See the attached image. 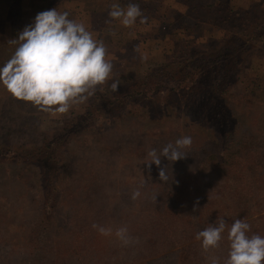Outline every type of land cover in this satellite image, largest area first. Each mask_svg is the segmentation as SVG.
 Wrapping results in <instances>:
<instances>
[{
	"label": "rangeland",
	"instance_id": "1",
	"mask_svg": "<svg viewBox=\"0 0 264 264\" xmlns=\"http://www.w3.org/2000/svg\"><path fill=\"white\" fill-rule=\"evenodd\" d=\"M222 2L0 0V66L15 51L8 42L38 13L57 8L104 40L114 78L120 80L118 90L131 94L128 86L172 61L174 49L186 37L214 47L233 31L231 20L214 11ZM252 2L263 11L255 7L249 18L258 19L264 0L229 1L240 14ZM114 3L139 4L148 23L138 20L131 28L118 21L106 23ZM243 83L229 98L235 133L226 154L219 150L215 126L207 122L212 114L201 113V95L192 100L182 91H162L157 102H148L149 94L126 96L123 108L112 114L110 105H92L113 94L106 87L86 104L53 114L15 100L0 85V264H180L175 249L185 245L186 264H208L195 236L218 217L229 227L244 219L251 225L249 235L264 237V45L251 53ZM184 136L192 138L188 155L174 163L162 158L161 167L169 168L170 177L163 183L158 167L144 164L147 153ZM51 138L61 140L56 152L60 171L53 179L59 177L48 209L44 203L49 190L38 166L47 159L36 165L24 152L19 156L3 148L43 149ZM223 155L226 162L220 165L217 157ZM138 188L141 197L133 201ZM93 224L113 234L102 236ZM123 226L133 238L127 246L115 237ZM223 235L216 252L222 262L227 231Z\"/></svg>",
	"mask_w": 264,
	"mask_h": 264
},
{
	"label": "clouds",
	"instance_id": "2",
	"mask_svg": "<svg viewBox=\"0 0 264 264\" xmlns=\"http://www.w3.org/2000/svg\"><path fill=\"white\" fill-rule=\"evenodd\" d=\"M69 15L57 8L38 13L32 24L8 42L16 46L15 51L0 66V85L12 98L29 103L40 112L66 114L74 106L86 104L98 91L103 93L107 87L115 93L120 86V80L114 78V66L108 59L104 40L94 38L83 22L70 19ZM108 16L110 20L106 23L118 21L125 28L133 27L138 20L140 24L148 23V17L136 3L126 7L114 3ZM191 145L190 136L178 138L159 151H148L144 164L149 169L155 164L160 181L169 183V168L161 167L162 158L170 163L184 159L188 155L185 150ZM140 197L138 188L131 199ZM92 228L105 237L113 234L112 229L97 224ZM225 231L228 251L222 262L216 252L225 239ZM250 231L251 225L244 219H235L229 227L224 218L218 217L214 224L198 232L195 239L201 242L208 264H264V237L249 235ZM115 237L124 246L133 242L126 226L118 228Z\"/></svg>",
	"mask_w": 264,
	"mask_h": 264
},
{
	"label": "trees",
	"instance_id": "3",
	"mask_svg": "<svg viewBox=\"0 0 264 264\" xmlns=\"http://www.w3.org/2000/svg\"><path fill=\"white\" fill-rule=\"evenodd\" d=\"M229 1L223 0L224 6H216L214 11L222 13L226 19L231 20L233 31L225 33L214 47L202 46L197 43L196 39L186 37L174 49L172 61H167L160 67L150 71L142 80L134 81L128 86L127 90L131 91V94L124 93L125 89H120L100 99V103L93 102L92 105L97 109L102 108V105L104 107L110 105L112 114H115L116 111L123 108L126 96H146L149 94L147 101L157 102L159 98H162L159 97L162 91L173 94L182 91L183 95L188 94L192 97V100L201 95V106L203 108L201 113L212 114V120L205 121L215 126V136L220 146L219 150L226 154L228 149L225 148L233 140L235 133L232 124L233 115L229 107L231 91L239 84H245L243 79L247 62L251 59V53L264 45V14L258 19L249 18L255 12V7H258L262 12V6L252 2L254 6L251 9L252 3L249 4L250 6L244 4V9L240 10L243 14H240L239 10H235L230 6ZM84 115L81 117L84 118ZM68 125H72V122ZM60 141L57 138H51L45 148L28 149V151H24L23 147L11 145L3 148L9 153L19 156L20 153L24 152L31 159L30 162L36 165L38 164L35 162L47 159L44 164L38 166L41 167L43 172V183L46 189L49 190V195H46L44 203L48 209L50 201L52 202L54 199L53 194L56 185H53V183L59 179L58 177L56 181H53L54 176L60 171V164L57 165L58 158L56 157ZM217 160L220 165L225 164V155L217 157ZM50 161L53 164L49 165ZM188 248L185 245L175 249L180 264L188 262Z\"/></svg>",
	"mask_w": 264,
	"mask_h": 264
}]
</instances>
